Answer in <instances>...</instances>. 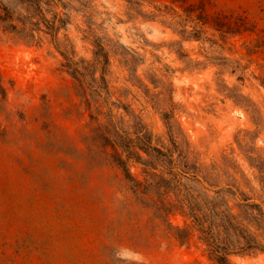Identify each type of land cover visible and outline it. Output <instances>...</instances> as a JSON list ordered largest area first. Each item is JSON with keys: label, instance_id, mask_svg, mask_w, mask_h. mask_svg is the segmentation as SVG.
Here are the masks:
<instances>
[{"label": "rangeland", "instance_id": "374dc122", "mask_svg": "<svg viewBox=\"0 0 264 264\" xmlns=\"http://www.w3.org/2000/svg\"><path fill=\"white\" fill-rule=\"evenodd\" d=\"M3 1L27 14L26 1ZM29 9L35 38L0 24V264H212L197 234L184 245L169 234L113 162L111 141L116 129L142 145L150 131L218 184L210 189L262 204L264 0ZM128 164L145 180L142 164ZM228 259L264 264V251Z\"/></svg>", "mask_w": 264, "mask_h": 264}, {"label": "trees", "instance_id": "16d2710c", "mask_svg": "<svg viewBox=\"0 0 264 264\" xmlns=\"http://www.w3.org/2000/svg\"><path fill=\"white\" fill-rule=\"evenodd\" d=\"M24 1L28 4L27 14L17 12L0 0V24L5 29L35 38L40 28L30 26L35 23L29 8L44 0ZM75 70L78 72V68ZM0 95L5 99L6 89L1 77ZM170 136L174 139L173 133ZM142 140V145H137L126 131L120 133L115 129L111 141L115 150L112 160L122 168L125 178L134 182L132 188L154 203L156 214L166 216L168 232L179 244L190 243L197 234L212 264H232L228 255L234 251H264V201L262 204L250 201V197L241 192L240 200L232 203L227 192L237 197L236 192L229 187H207L204 183L210 187H218V184L209 175L200 176V167L190 163L186 155L180 153L175 157L173 149L154 145L150 131L144 133ZM132 160L143 165L145 180L136 179L130 172L128 163ZM149 192L158 199H153ZM171 214H180L183 224L174 225L169 219Z\"/></svg>", "mask_w": 264, "mask_h": 264}]
</instances>
